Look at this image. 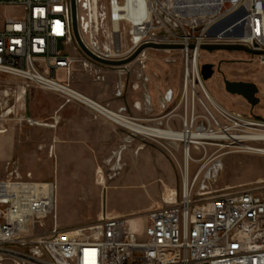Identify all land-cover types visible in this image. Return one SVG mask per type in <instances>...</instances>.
Listing matches in <instances>:
<instances>
[{
	"label": "built area",
	"instance_id": "built-area-1",
	"mask_svg": "<svg viewBox=\"0 0 264 264\" xmlns=\"http://www.w3.org/2000/svg\"><path fill=\"white\" fill-rule=\"evenodd\" d=\"M125 2L75 0L80 39L100 60L124 61L143 44L179 46L183 48L164 53L181 54L185 68L190 69L186 79L197 78L200 84V69L193 72L198 47L237 44L264 52V0H143L146 14L141 20L127 16ZM226 16L230 17L229 27H243V37L223 38L208 31ZM75 45L82 52L73 31L71 0H0V124L15 119L30 127L57 130L62 110L70 105L107 122H112L107 109L123 115L127 112L126 106L114 110L110 103L100 107L73 86L74 61L68 49ZM189 46L195 50H188ZM149 50L154 49L143 51L133 62L139 66V77L147 68ZM83 55L82 67L95 82H105L110 73L121 79L133 64L106 66ZM259 59L264 64V55ZM61 70L65 81L57 76ZM33 87L62 99L47 120L19 114L14 104L8 106L13 99L15 103L25 100ZM132 88L140 89L138 84ZM187 88L189 92L190 84ZM145 91L151 108L152 98L148 89ZM124 92L125 84L120 81L115 95L122 97ZM173 98V91L167 90L163 108ZM199 101L204 113L197 114L194 103L185 108L179 122L169 118L165 124L157 121L151 127L196 137L189 144L182 137L170 139L178 144L176 148L166 144L180 171L181 193L176 191L147 212L142 237L130 225V216L103 214L95 224L61 229L56 182L35 180L17 162L7 163L6 176L0 178V264H264V183L239 191L215 189L223 163L214 161L220 156L201 163L194 172L190 169L191 163L207 158L206 145L217 147V152L220 147H231L221 142L235 141L237 127L245 120L218 113L228 121L224 125L202 99ZM134 107L142 108L139 103ZM199 151L204 155L194 159ZM50 153L53 155L52 148ZM50 219L52 227L46 233Z\"/></svg>",
	"mask_w": 264,
	"mask_h": 264
},
{
	"label": "rangeland",
	"instance_id": "rangeland-1",
	"mask_svg": "<svg viewBox=\"0 0 264 264\" xmlns=\"http://www.w3.org/2000/svg\"><path fill=\"white\" fill-rule=\"evenodd\" d=\"M68 50L69 56L74 60L72 84L80 92L99 103L104 105L112 103L115 106L117 104L126 106L132 100L133 94L136 96L135 92H139L141 110H137L135 114L131 109H127L124 115L135 119L141 125L154 127L157 121V123L161 121L165 124L169 118L179 122L180 117L185 114V108L187 106L192 108L194 103L196 113H204L200 99L218 116L222 124L228 123L206 99L199 85L195 98L190 88L188 96H184L185 64L181 54L164 53L165 50L160 52L149 50L147 68L142 76L139 77L141 72L135 62L131 65L129 73L121 79L116 74L110 73L105 82H95L91 73L82 67L84 55L79 48L75 45L70 46ZM200 55L201 79L208 91L223 108L245 120L241 124L242 127H237L235 134L237 136L264 134V64L259 59L261 55L202 50ZM206 64L214 67V75L207 81L202 76V67ZM57 76L63 81L66 80L65 71H59ZM145 78L149 81L145 82ZM120 81L125 84L122 97L115 95L116 86ZM225 81L256 84L259 89L257 97L260 103L252 107L243 97L229 94L225 89ZM134 84L140 87L135 92L132 88ZM156 87L159 89L156 90ZM196 87L197 84L195 89ZM145 88L148 89L149 96L152 98L153 107L151 108L146 104ZM169 89L173 91L174 98L171 104L163 108V95ZM61 101L59 95L33 87L25 100L15 103L13 99L8 106L11 107L14 104L19 114L24 113L37 120H47L59 108ZM56 104L59 106L56 107ZM253 121L260 124L244 127L246 122ZM109 123L111 126L107 136L102 139L99 138L100 130H96L97 137L88 138L89 141L65 143L58 140L59 127L57 130L30 127L15 119L3 122L0 124V178L6 176L7 163L15 161L25 174L30 173L35 180L56 182L57 221L58 226L65 230L99 222L102 211L106 215L104 211L106 212V208L110 207L113 198L110 200L108 190L104 192V207L102 198L98 195V189L102 192L104 188L115 184L116 180L130 177L135 180V186L124 188L118 193L117 206L124 210L136 211L137 217L130 218L129 221L135 231L142 232L145 229L143 219L146 214L141 210L148 202H150V209L161 205L164 200H168L172 194H175L174 190L180 194L182 184L180 171L167 151L168 146L164 141L153 140L144 135L133 136L134 133L129 129L114 122ZM221 144L231 145V147H220L217 152V147L206 145L207 158L200 163H191V172L196 171L201 163L213 162L220 156L214 161L221 160L223 163V170L217 177V182L213 184L215 189L231 188V191H239L264 183V155L244 153L240 149L241 146H248L264 150V142L240 144L236 141H227ZM124 146L126 149L121 155L123 171H116L114 169L118 162L115 157ZM53 147L52 155L50 152ZM141 147L143 150H140ZM202 155H204L203 152H196L194 159L200 160ZM4 157L6 158L3 161L1 158L4 159ZM149 160L152 168L155 166L158 172L155 179L152 173H142ZM179 161L183 163L181 153ZM216 164L221 165V162L218 161ZM99 180L102 181L101 186L98 185ZM160 180L163 183H160ZM84 188L89 190L87 197L79 193ZM114 204L116 205L115 202ZM52 223V219L47 221L46 233L49 232Z\"/></svg>",
	"mask_w": 264,
	"mask_h": 264
},
{
	"label": "bare ground",
	"instance_id": "bare-ground-1",
	"mask_svg": "<svg viewBox=\"0 0 264 264\" xmlns=\"http://www.w3.org/2000/svg\"><path fill=\"white\" fill-rule=\"evenodd\" d=\"M125 4H126L125 8H126V11H127V16L129 18H133V19H137V20H141V19L144 18L146 12H145V9H144L143 0H126ZM76 14H77V11H76ZM229 20H230L229 16H226L224 18H221L220 20H217L216 22H214L215 26L214 27H209L208 31L209 32H213V33H218L223 38H232V37H241V36L243 37L244 36L243 27H241L239 24L237 25V27H229V23H228ZM134 37H137V35L134 34ZM154 45H156V44H154ZM190 47L191 46L188 47V50H195V47H194V49H190ZM200 47H198V49L196 51V54H195L196 56H195L194 67H193V72L194 73L199 71V61H200V57H201V55H200L201 54V52H200L201 48ZM158 51L160 52L161 50H158ZM165 51H171V50H165ZM130 67L131 66L128 67V70L130 69ZM187 73L188 74L190 73V69L189 68L188 69L184 68L183 93H184L185 97L188 96V93H189L188 92V88H187L188 84H190V86H191L192 95L194 96V98L197 96L196 89H195V85L197 84L203 89V92H204V95H205L206 99L214 106L215 109H217L220 112V114L221 113L222 114H228V113L231 114L229 111H227V109L223 108L218 103V101L212 96V94L208 91V89L206 88V86L203 83L201 78L199 79L200 84H198L197 78H195V80L186 79L187 75H188ZM91 100L94 101L100 107L104 108V106L101 103H99L98 101L94 100L93 98H91ZM107 111H109L108 115H109V117H111L112 122H114L115 124H118V125L126 128V129H129L136 136L144 135V136H147V137L161 138V139L165 140L166 144L168 146H171L172 148H176L178 146V144H176V142L170 141V139H172V138L175 139V137H182L187 142V144H189L190 141L196 137L195 134H190V133L189 134L179 133V135H178L174 131L172 133H168V132H165L163 130H155L154 128L141 125V124L137 123L136 121L129 119L126 115L119 114V113H117V112H115L113 110H109V109H107ZM251 125H254V124L246 122L244 127L251 126ZM233 140H235L236 142H238L240 144L243 143V142H264V134H254V135H247V136H235L233 138ZM125 149H126V146L121 148V151H119L116 154L115 160H117V162H118L117 165H116V168L114 169L116 171H123V167L121 166V163H122L121 162V160H122L121 155H122V152ZM240 149H242L241 152H244V153H252V154L256 153V154L264 155V150L263 149H257V148L248 147V146H241ZM140 150H143V147H141ZM185 163L186 162H184V164ZM216 165H219V164H216ZM184 170L188 171L189 168H186ZM174 192H176V190H174ZM147 212L145 214H147ZM135 216L137 217V215H131L130 217L133 218Z\"/></svg>",
	"mask_w": 264,
	"mask_h": 264
},
{
	"label": "crops",
	"instance_id": "crops-1",
	"mask_svg": "<svg viewBox=\"0 0 264 264\" xmlns=\"http://www.w3.org/2000/svg\"><path fill=\"white\" fill-rule=\"evenodd\" d=\"M138 93L139 92H135V94H137V95L135 96L133 94L132 100L130 102H128L126 105V108L131 109L133 111V113H135V114H136L137 110L134 107V104L139 103V100H140ZM58 106H59V104H58ZM58 106L56 104V107H58ZM110 106L113 109L117 110L118 108L125 106V104H117L115 106L114 104L110 103ZM61 119H62V122H61V125L59 126V132H58V138L59 139L58 140L61 142H65V143H76V142L89 141V140H87L88 138L97 137L96 132H95L96 130H100L99 138L102 139V138L107 136L106 134H107V131L109 130V126H111L110 123L105 121V120L93 119L91 113L88 110L81 108V107L74 106V105L67 106L66 108H64L62 110ZM78 137H81V138L83 137L86 139H81V138L78 139ZM52 149L54 150V147ZM6 157H7V154H6ZM6 157H4V159L3 158H1V159L4 161ZM144 158H148V157L144 156ZM1 163H2V161H1ZM150 164H152V163L149 160L146 167L145 168H143L144 166L142 167L143 168L142 173H150V174L152 173L154 176L153 179H155L157 177L158 172H157V169L155 168V166H154V168H152V166ZM115 182H116L115 184H111L110 186H108V188H106V189L104 188L102 190V192H100V190L98 189V195L102 198V204L104 207H105L104 192H106L108 190L110 192V200L113 198L112 203L110 202V207L106 208V212L104 211V213H106L108 216L136 215V211L124 210L120 206H117L119 204V202L117 200L118 193L124 188L128 189V188L134 187L135 186V180L131 179L130 177L129 178L128 177L127 178L122 177V178L116 180ZM101 183H102V181L99 180L98 185L101 186ZM160 183H163L162 180H160ZM88 191H89L88 189L84 188V190L82 192L79 191V193H83L82 195L84 197L85 196L87 197ZM114 202L116 203V205L114 204ZM149 209H150V202H148L146 204V206L141 211L146 213ZM101 215H103V211H102ZM98 217H100V216L98 215ZM143 220H144V223L146 225L147 217L145 216ZM130 225L133 227L131 222H130ZM143 233H144V230L140 233L138 232L140 237L143 236Z\"/></svg>",
	"mask_w": 264,
	"mask_h": 264
},
{
	"label": "water",
	"instance_id": "water-1",
	"mask_svg": "<svg viewBox=\"0 0 264 264\" xmlns=\"http://www.w3.org/2000/svg\"><path fill=\"white\" fill-rule=\"evenodd\" d=\"M72 4V19H73V31L75 35V39L82 50V52L88 56L89 58L104 64L106 66L113 67H122L133 63L137 57L145 50L154 49V50H179L183 47L172 46V45H154V44H143L126 60L120 62H108L103 61L95 57L92 53H90L85 46L83 45L78 31L77 25V14H76V4L75 0H71ZM202 51L214 52V51H227V52H244L251 55H264V52L251 50L243 45L237 44H227V45H202ZM190 49H194V46H191ZM214 75V67L213 65L206 64L202 67V76L205 81L211 79ZM225 89L229 94L236 95L239 97H243L252 107H256L260 103V99L257 97L259 93V89L254 83L247 82H230L225 81Z\"/></svg>",
	"mask_w": 264,
	"mask_h": 264
},
{
	"label": "flooded vegetation",
	"instance_id": "flooded-vegetation-1",
	"mask_svg": "<svg viewBox=\"0 0 264 264\" xmlns=\"http://www.w3.org/2000/svg\"><path fill=\"white\" fill-rule=\"evenodd\" d=\"M241 148V147H240Z\"/></svg>",
	"mask_w": 264,
	"mask_h": 264
}]
</instances>
